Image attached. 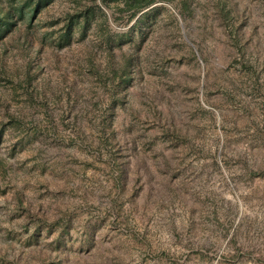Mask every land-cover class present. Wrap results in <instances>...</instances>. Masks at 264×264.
<instances>
[{
    "label": "rangeland",
    "instance_id": "obj_1",
    "mask_svg": "<svg viewBox=\"0 0 264 264\" xmlns=\"http://www.w3.org/2000/svg\"><path fill=\"white\" fill-rule=\"evenodd\" d=\"M0 18V264H264V0Z\"/></svg>",
    "mask_w": 264,
    "mask_h": 264
},
{
    "label": "trees",
    "instance_id": "obj_2",
    "mask_svg": "<svg viewBox=\"0 0 264 264\" xmlns=\"http://www.w3.org/2000/svg\"><path fill=\"white\" fill-rule=\"evenodd\" d=\"M6 19V17H5ZM9 26V23L3 19L0 18V36L3 31H5V27Z\"/></svg>",
    "mask_w": 264,
    "mask_h": 264
}]
</instances>
